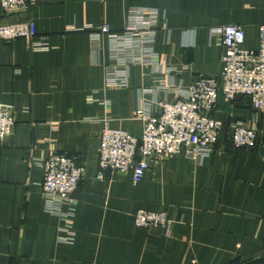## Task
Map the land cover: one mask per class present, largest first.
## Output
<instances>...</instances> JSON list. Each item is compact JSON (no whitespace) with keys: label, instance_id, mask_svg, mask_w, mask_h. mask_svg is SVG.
Wrapping results in <instances>:
<instances>
[{"label":"crops","instance_id":"crops-1","mask_svg":"<svg viewBox=\"0 0 264 264\" xmlns=\"http://www.w3.org/2000/svg\"><path fill=\"white\" fill-rule=\"evenodd\" d=\"M26 22L33 40H0V102L17 118L0 144V264H264V114L245 98L220 95L212 116L228 133L202 163L169 156L139 183L132 173L99 178L103 130L140 139L133 115L143 95L173 101L162 87L218 75L214 28L242 26V48L257 51L264 0H39L15 15L0 3V26ZM241 123L258 132L254 148H233ZM53 153L86 169L71 229L44 198L42 165ZM141 210L172 224L138 227Z\"/></svg>","mask_w":264,"mask_h":264},{"label":"built area","instance_id":"built-area-1","mask_svg":"<svg viewBox=\"0 0 264 264\" xmlns=\"http://www.w3.org/2000/svg\"><path fill=\"white\" fill-rule=\"evenodd\" d=\"M38 1L0 0V3L5 13L15 15L28 12ZM36 36L33 22L0 26V40L7 42L33 40ZM211 37L223 50L220 73L197 78L185 88L163 85V91L176 95L173 101H150L143 95L140 108L133 115L134 120L144 123L140 139L107 126L101 133L99 178L105 172L116 171L132 173L134 181L139 183L155 162L169 156H183L197 163L211 157L226 129L224 122L212 116L220 95L228 103L245 98L255 115L264 114V24L260 27L257 51L242 48L246 34L239 25L214 28ZM35 45L37 50L46 47L44 43ZM165 72L171 77L177 70L166 68ZM146 93L154 92L147 90ZM16 123L14 106L0 102V144L13 136ZM229 137L234 149L254 148L259 138L256 130L243 123L235 125ZM42 167V188L48 211L66 220L71 229L70 216L75 214L78 205L75 195L85 177V166L78 158L53 153ZM63 205L68 206L67 212L62 211ZM134 219L138 227L145 229L169 228L172 224L167 214L145 210L138 211ZM67 240L73 241L72 237Z\"/></svg>","mask_w":264,"mask_h":264},{"label":"trees","instance_id":"trees-1","mask_svg":"<svg viewBox=\"0 0 264 264\" xmlns=\"http://www.w3.org/2000/svg\"><path fill=\"white\" fill-rule=\"evenodd\" d=\"M227 133H228V131L225 134H227Z\"/></svg>","mask_w":264,"mask_h":264}]
</instances>
